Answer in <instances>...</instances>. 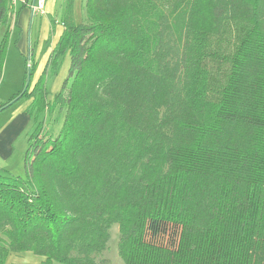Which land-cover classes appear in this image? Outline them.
Masks as SVG:
<instances>
[{"label":"trees","instance_id":"1","mask_svg":"<svg viewBox=\"0 0 264 264\" xmlns=\"http://www.w3.org/2000/svg\"><path fill=\"white\" fill-rule=\"evenodd\" d=\"M73 4L64 0L63 33L19 98L35 124L26 176L0 172V264L28 252L37 264H110L113 224L126 264H264V0H85L80 22ZM15 13V0H0V83ZM214 40L239 43L226 56L233 45L221 54ZM211 56L228 73L209 120L171 129L182 103L198 123L207 114L203 84L181 90L183 78L211 77ZM37 66L33 53L31 75ZM43 112L63 120L58 134ZM213 123L258 136L220 141L230 129Z\"/></svg>","mask_w":264,"mask_h":264},{"label":"rangeland","instance_id":"2","mask_svg":"<svg viewBox=\"0 0 264 264\" xmlns=\"http://www.w3.org/2000/svg\"><path fill=\"white\" fill-rule=\"evenodd\" d=\"M64 2V0H61ZM61 3V2H60ZM85 0H74V16L79 19L83 18V6ZM14 18L11 19V24L13 23ZM13 26V24H12ZM7 28L3 27L0 32V39L2 40L6 35ZM17 29L15 35L11 34L10 40L6 44V56L4 59L3 67V76L0 83V104L8 103L12 98L17 99L21 94L22 90L25 89L26 84L28 83L31 76H34L33 83L35 82V74L31 75L32 72H29V67L31 65V56H30V46L28 47L27 52H23L20 43L16 41ZM35 34V33H34ZM13 36V37H12ZM32 35H30V41L32 44ZM218 43L219 52L224 53L223 48L225 49L230 43L234 46L230 50H226V56L234 51L235 47L239 41H212L214 47ZM24 48V46H23ZM26 50V49H25ZM219 58L211 56L209 59H205L206 64L203 65L204 69L206 67H212L213 63H217V68L214 71H209L211 77L208 78L206 73L207 70H203V73L200 75L194 74L191 77L183 78L182 85L185 87L181 90L183 96H191L192 92L196 90V87L200 85L205 86V90L208 89L207 96V110L206 115L203 116L201 122L198 123V120L194 117L193 111L188 104H180L175 106L172 111L173 116H169V125L171 129L176 127H183L182 123H189L196 126L202 127L210 117L212 112L213 105L217 102L219 92L221 89L222 82L226 78L228 71V63L225 58L218 56ZM218 59V61H212L213 59ZM70 60L65 59L63 63V69H61L60 74L55 78H52L49 81L50 95L49 98H52L61 88V84L64 81V78L67 76L68 67ZM66 68V69H65ZM30 74V75H29ZM14 99V100H15ZM7 106L5 109L0 111V172L8 173L10 175H20L22 177L26 176V169L24 164L25 153L29 146V135L35 124V117L27 111L29 105V100L24 98L18 99ZM20 108V109H19ZM176 113V118H175ZM164 117L165 113L162 111L160 117ZM56 116L50 115L49 113L43 112L39 114V119L43 120L46 127L52 128L55 134H58L61 130L63 120L56 119ZM3 126V129L1 128ZM213 126L216 128H225L226 130L230 129V132L224 133L223 136H219V140H227V143H235L240 145H250L251 138L257 137L258 134L255 130H247L244 127L233 125H223L213 123ZM239 127V128H235ZM239 130V131H238ZM197 132L198 130H190ZM221 133V132H220ZM182 134V133H181ZM162 138L159 142L170 139L165 131L160 132ZM186 135V134H184ZM200 135V134H199ZM240 135V137H238ZM238 137V138H237ZM260 137L264 138V134H261ZM197 138V136H189L180 138L181 142H192ZM237 138L236 140H231ZM261 138V139H262ZM234 141V142H233ZM119 226L113 224L111 227V238L110 241L101 254V257L107 258L110 261V264H126L124 259L119 254L118 242H119ZM43 257L37 256L30 252L23 253V255L14 256V262L19 264H37L42 261ZM53 264H65L60 262H53Z\"/></svg>","mask_w":264,"mask_h":264},{"label":"crops","instance_id":"3","mask_svg":"<svg viewBox=\"0 0 264 264\" xmlns=\"http://www.w3.org/2000/svg\"><path fill=\"white\" fill-rule=\"evenodd\" d=\"M32 4L33 0H27V2L15 0L16 13L12 23L13 26L11 24L10 28L13 36L17 29L16 41L20 43L23 52H27L28 47L31 45L29 47L31 55L34 53V59L38 63L34 80L36 81L42 74L50 53L63 33L64 26L61 22L63 2L61 0H45V10L43 12L33 11ZM75 20L80 22L76 17ZM32 34L33 41L30 44V35ZM28 102L30 103V100ZM1 128L3 129V126Z\"/></svg>","mask_w":264,"mask_h":264},{"label":"built area","instance_id":"4","mask_svg":"<svg viewBox=\"0 0 264 264\" xmlns=\"http://www.w3.org/2000/svg\"><path fill=\"white\" fill-rule=\"evenodd\" d=\"M33 11H44L45 10V0H36L35 3L32 4Z\"/></svg>","mask_w":264,"mask_h":264},{"label":"water","instance_id":"5","mask_svg":"<svg viewBox=\"0 0 264 264\" xmlns=\"http://www.w3.org/2000/svg\"><path fill=\"white\" fill-rule=\"evenodd\" d=\"M35 1H36V0H33V3H35ZM30 44H31V41H30ZM30 52H31V51H30ZM30 56H31V53H30ZM29 72L31 73L30 69H29ZM29 75H30V74H29ZM30 82H31V78L29 79L28 83L26 84V86H25V90H26V88L28 87V85H29ZM21 95H22V94H20V95L18 96V98L15 99L14 101L18 100V99L21 97ZM12 102H13V101H12ZM12 102H11V103H12ZM11 103H10V104H11ZM0 111H1V110H0Z\"/></svg>","mask_w":264,"mask_h":264}]
</instances>
